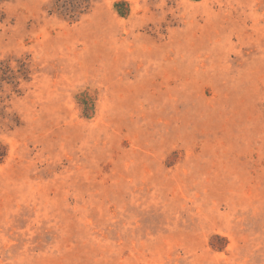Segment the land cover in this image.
<instances>
[{"label": "rangeland", "instance_id": "obj_1", "mask_svg": "<svg viewBox=\"0 0 264 264\" xmlns=\"http://www.w3.org/2000/svg\"><path fill=\"white\" fill-rule=\"evenodd\" d=\"M49 3L0 4V264H264V0Z\"/></svg>", "mask_w": 264, "mask_h": 264}, {"label": "trees", "instance_id": "obj_2", "mask_svg": "<svg viewBox=\"0 0 264 264\" xmlns=\"http://www.w3.org/2000/svg\"><path fill=\"white\" fill-rule=\"evenodd\" d=\"M9 1L11 0H0V4ZM91 2L92 0H50L48 15H55L69 23H75L91 10ZM7 72L8 70L0 65V83L9 81L12 85L16 78L5 76Z\"/></svg>", "mask_w": 264, "mask_h": 264}]
</instances>
